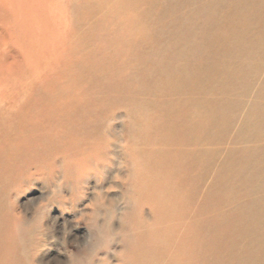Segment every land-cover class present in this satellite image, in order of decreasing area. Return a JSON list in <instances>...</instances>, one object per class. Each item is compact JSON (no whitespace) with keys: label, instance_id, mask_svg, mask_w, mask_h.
Returning a JSON list of instances; mask_svg holds the SVG:
<instances>
[{"label":"rangeland","instance_id":"374dc122","mask_svg":"<svg viewBox=\"0 0 264 264\" xmlns=\"http://www.w3.org/2000/svg\"><path fill=\"white\" fill-rule=\"evenodd\" d=\"M0 264H264V0H0Z\"/></svg>","mask_w":264,"mask_h":264},{"label":"clouds","instance_id":"9594fccd","mask_svg":"<svg viewBox=\"0 0 264 264\" xmlns=\"http://www.w3.org/2000/svg\"><path fill=\"white\" fill-rule=\"evenodd\" d=\"M109 142L112 144V143H118L120 144L122 147H123V143L120 142V141H117L114 137H110L109 138Z\"/></svg>","mask_w":264,"mask_h":264},{"label":"bare ground","instance_id":"6f19581e","mask_svg":"<svg viewBox=\"0 0 264 264\" xmlns=\"http://www.w3.org/2000/svg\"><path fill=\"white\" fill-rule=\"evenodd\" d=\"M141 170V169H140Z\"/></svg>","mask_w":264,"mask_h":264}]
</instances>
